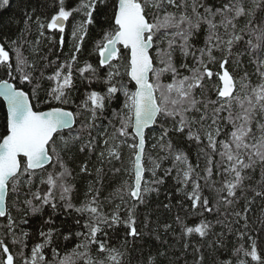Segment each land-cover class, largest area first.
Wrapping results in <instances>:
<instances>
[{
	"label": "snow or ice",
	"instance_id": "obj_1",
	"mask_svg": "<svg viewBox=\"0 0 264 264\" xmlns=\"http://www.w3.org/2000/svg\"><path fill=\"white\" fill-rule=\"evenodd\" d=\"M8 6L10 0H0V9ZM42 6L43 16L25 11L17 38L0 42V97L6 108L0 218L5 236L18 245L13 254L0 239V264H162L160 258L169 255L165 237L177 230L181 247L199 254L196 264H204L205 244L223 249L229 236L237 240L230 250L236 264H264V0H79L75 6L46 0ZM77 15L82 19L71 32L70 57L51 60L52 48L41 55V38L56 43L52 33H60L63 48L66 23ZM98 16L107 21L90 53L98 63L85 60L76 67L88 26ZM33 21L35 41L28 39ZM76 75L88 84L78 104L72 97ZM96 83L103 84L101 91L92 88ZM119 95L122 106L100 127ZM149 140L155 156L147 152ZM78 154L87 158L77 175L95 172L79 206L72 202L75 177L68 164ZM105 166L128 177L106 198L111 211L96 187L107 175ZM168 177L178 185L176 195L190 204L184 208L178 200L185 215L178 212L172 223H161L153 220L146 198ZM174 206L163 205L169 212ZM61 207L84 217L75 220L77 231H58L54 216ZM46 208L52 211L39 232L41 242L26 254L28 233L21 229L17 238L16 229ZM192 213L199 220L189 225ZM57 237L78 243L63 257L52 247L49 262L44 249ZM146 240L160 245L155 255L144 254Z\"/></svg>",
	"mask_w": 264,
	"mask_h": 264
},
{
	"label": "trees",
	"instance_id": "obj_2",
	"mask_svg": "<svg viewBox=\"0 0 264 264\" xmlns=\"http://www.w3.org/2000/svg\"><path fill=\"white\" fill-rule=\"evenodd\" d=\"M46 0H10V6L5 7L3 9H0V42L5 40H12L16 39L19 35L20 31L25 28L24 24V13L27 11L29 14L35 16H43L45 13V8L42 6ZM48 3H51V0H47ZM69 2L72 4V6H75L79 0H69ZM82 19L81 16L77 15L75 20L70 19L67 22L66 30L64 33V39L65 43L63 45V48L61 49L59 46V36L60 33H52L49 35H54L56 38L55 44H49L48 41L44 38H41V55L48 53L49 48H52V52L49 54V59L51 60H57L59 58L58 62H64L67 60L72 51H73V45L74 41L71 37V32L75 24L79 23ZM31 23V35L28 37V39L35 41L38 38V32L36 30V24L35 22ZM102 27H107V21L106 18L103 16H98L97 21L95 25L88 26V35L86 36L83 47L81 50V53L78 54V63L76 67L83 66V63L85 60H88L89 62L93 63V65H96L98 63V58L90 54L92 51V47L94 44V41L99 38L100 29ZM199 43V41H198ZM26 55H28V51L25 52ZM30 59L33 57L29 56ZM53 71V69H49V72ZM101 75H103V70H101ZM0 78H4V73L0 72ZM47 85V82H46ZM25 87V90H29V86H23ZM102 83H96L92 85V88H94L97 91H101L103 89ZM88 89V84L86 82H82L78 75H76L75 78V88L72 91V97L76 104L80 103V101L83 99V95L85 90ZM123 103V96L119 95L117 99H115L106 109L104 116L101 118L100 121H98V124L100 127H106L108 125V120L112 118V113L116 112L120 109ZM46 107V106H45ZM71 107V110H75V104H73ZM6 113V108L3 105L2 99L0 98V133L4 131V117ZM78 126V125H77ZM156 132H159V129H156ZM93 135H96V132H93ZM152 141L149 140L148 142V148L147 152H151L153 156L156 155V151L151 148ZM86 154H78L75 161H68L69 167L73 169V176L75 177L70 182L74 184V190L72 192V202L79 206L84 200L86 196V192L89 186L90 182L95 181V172L91 176L79 174V168L78 164L80 161L86 159ZM128 159V150L125 149L124 151V160L125 163H127ZM190 159L193 163L196 162V154H195V148L193 146V149L190 151ZM91 160L95 162V154L91 157ZM117 167H122V165L119 162H115ZM164 167L170 166V161L165 160L163 162ZM110 166H105V172L107 175L104 176L103 181L101 184H97L96 187L100 188V199L103 202L104 209L106 211L112 210V205L107 203V197L110 195V193L118 187L125 179H128L127 175L121 171V173H117L113 175L111 172L108 171V168ZM162 172H158L157 175H161ZM145 179L151 180V173H145ZM43 188L44 186H40ZM159 192H153L151 193L146 199L148 200V206L153 210L152 218L153 220L159 219L161 223L168 222L172 223L174 221V218L176 214L179 212L180 215H185V212L177 205L178 200H184L183 207L188 208L190 202L187 201L183 194L176 195L175 189L178 187V185L175 183V181L172 179V177L166 178V182L163 185H159ZM205 195H209L211 198V194L208 192H205ZM171 198V199H169ZM166 203H170L172 205H176L172 207L171 212L164 209L163 205ZM11 208V205H9ZM50 208H46L45 211L38 215V216H29L27 217L28 222L26 224H21L19 228L16 229V236L17 238L20 237V230L23 229L25 232L28 233V236L24 239L27 243V248H25V253L30 254L31 248L36 244L41 242V237L39 236V232L42 228H46L47 225L44 224V219L51 213ZM12 215L14 217H17V213L15 209H11ZM208 216V219H214L211 215L205 214ZM54 219L56 221V225L58 228V231H66L71 230L72 232H75L78 230V226L75 224L76 219L83 220L84 217L78 216L77 213L74 211L71 213H66L61 207L56 215L54 216ZM199 217L196 216L194 213L190 214L188 217V224L192 225L194 222L198 221ZM5 221L3 218H0V239H4L5 242L8 244L9 248L12 250L13 254L17 252L18 245H13L11 243V237L5 236V231L3 228ZM217 231L220 230L219 226L216 228ZM167 240V244L164 245V247L168 248L169 255L167 257L160 258L162 260V264H168V260H179L184 262V264H196V261L199 259V254L194 253L193 249L189 247L187 251H185L181 247V242H179V230H177L176 233H169L168 236L165 237ZM196 237H193L191 239L192 244H196L197 242ZM78 243V238H73L71 240L65 241L62 238L57 237L54 239L52 245L49 247H46L44 249L46 259L51 262L53 261V253L51 251L52 247H58L60 250V256L63 257L65 254H70L76 247V244ZM113 243L119 244V240L116 239L115 234H113ZM227 246L223 249H209L207 245L205 244L203 255H204V264H223L226 260H231L232 264H236V257L230 255V250L234 248V246H238L236 237L229 236L228 240L226 241ZM171 245V247H169ZM157 247H160V245L153 241V240H146L144 245V254L147 255L149 251L152 252L153 255H155V249ZM261 247L264 248V242L261 243ZM175 253L173 256L172 254ZM93 254H95V246H93ZM134 256H138L139 252L134 253ZM19 260L20 258L17 257Z\"/></svg>",
	"mask_w": 264,
	"mask_h": 264
},
{
	"label": "water",
	"instance_id": "obj_3",
	"mask_svg": "<svg viewBox=\"0 0 264 264\" xmlns=\"http://www.w3.org/2000/svg\"><path fill=\"white\" fill-rule=\"evenodd\" d=\"M66 26H67V23H66ZM2 99V97H0Z\"/></svg>",
	"mask_w": 264,
	"mask_h": 264
},
{
	"label": "bare ground",
	"instance_id": "obj_4",
	"mask_svg": "<svg viewBox=\"0 0 264 264\" xmlns=\"http://www.w3.org/2000/svg\"><path fill=\"white\" fill-rule=\"evenodd\" d=\"M146 176V175H145Z\"/></svg>",
	"mask_w": 264,
	"mask_h": 264
}]
</instances>
